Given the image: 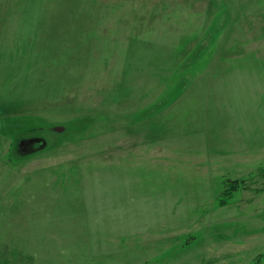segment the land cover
I'll return each instance as SVG.
<instances>
[{"label": "rangeland", "instance_id": "374dc122", "mask_svg": "<svg viewBox=\"0 0 264 264\" xmlns=\"http://www.w3.org/2000/svg\"><path fill=\"white\" fill-rule=\"evenodd\" d=\"M0 264H264V0H0Z\"/></svg>", "mask_w": 264, "mask_h": 264}, {"label": "flooded vegetation", "instance_id": "af4514ba", "mask_svg": "<svg viewBox=\"0 0 264 264\" xmlns=\"http://www.w3.org/2000/svg\"><path fill=\"white\" fill-rule=\"evenodd\" d=\"M42 138L40 137H30L26 139H22L19 141L18 150L20 152H33L38 149L39 143L41 142Z\"/></svg>", "mask_w": 264, "mask_h": 264}, {"label": "water", "instance_id": "95a60500", "mask_svg": "<svg viewBox=\"0 0 264 264\" xmlns=\"http://www.w3.org/2000/svg\"><path fill=\"white\" fill-rule=\"evenodd\" d=\"M52 130L56 131V132H62L65 130V126L64 125H55L51 127ZM46 145V142L42 139L41 140V145H39V149L43 148Z\"/></svg>", "mask_w": 264, "mask_h": 264}]
</instances>
